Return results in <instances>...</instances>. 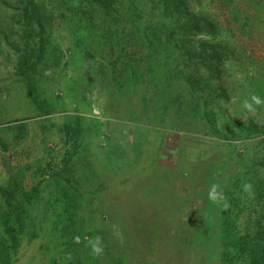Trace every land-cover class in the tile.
I'll return each mask as SVG.
<instances>
[{"label":"rangeland","instance_id":"rangeland-1","mask_svg":"<svg viewBox=\"0 0 264 264\" xmlns=\"http://www.w3.org/2000/svg\"><path fill=\"white\" fill-rule=\"evenodd\" d=\"M54 1L56 5L49 7L55 15L53 35L59 52L46 54V59L56 60L44 59L48 69L39 65L42 68L32 78L21 74L24 53L13 46H24V40L20 35L18 40L11 35L6 40L1 32L14 19L19 21L21 11L1 6L5 12L0 14V202L2 187L10 184L18 168L26 167L22 184L27 190L66 168L73 198L68 202L61 189L55 194L73 205L81 217L75 228L82 232H74L71 248L64 230H56V240L47 236L57 227L43 219L41 202L32 210L44 229L42 236L24 241L16 264H86L82 261L90 254L95 255L94 264H219L218 235L226 211L222 197L232 180L244 179L243 171L264 178V133L239 134V127L249 128V123L264 130V0H186L217 29L215 42L222 46V59L211 75V68L198 58L193 59L197 65L186 59L188 55L183 58L164 29L158 49L150 50L136 28L133 33L140 38L131 33L134 24L128 16H122L125 28L105 21L100 10L95 11V23L119 29L122 44L117 33L115 40L101 43L103 31L95 27L97 36L89 34L87 49H82L69 29L70 18L93 1L43 3ZM244 24L247 30L242 29ZM11 39L14 42L9 43ZM122 47L124 56L114 70L113 59ZM135 56L143 78L134 90L124 87L121 93L113 74L119 79L123 64ZM150 59L169 64L173 73L152 79L146 70ZM197 67L214 92L205 89L202 80L193 84L186 78L184 73ZM197 85L199 91L194 92ZM210 95L216 98L214 105L198 109L216 113L215 127L221 133L227 130V136L216 134L203 112L190 109L195 98ZM162 98L168 103H161ZM77 118L81 130L73 133ZM47 189L45 199L51 188Z\"/></svg>","mask_w":264,"mask_h":264},{"label":"trees","instance_id":"trees-1","mask_svg":"<svg viewBox=\"0 0 264 264\" xmlns=\"http://www.w3.org/2000/svg\"><path fill=\"white\" fill-rule=\"evenodd\" d=\"M44 1V0H43ZM42 0H0V14L5 9L12 11H18L19 21L14 19L12 22L7 24L6 29H2L4 33V39L8 40L10 35L13 39L18 35L24 40L25 45L21 46L18 43L13 46L17 48L19 54H23L21 57V74L26 73L31 76H25L32 78V73L37 71L39 65H43L48 69V63L43 61L46 54L57 56L59 52L58 43H55L53 29H54V12L49 5H56L55 1L53 4L45 5ZM59 0H56L58 3ZM62 1V0H61ZM70 1V0H69ZM87 8H80L77 12L71 14L70 30L75 36L76 40L79 41L82 49H87L86 38L89 34L94 35L98 32L103 31L99 41L107 44L109 40H115L113 38L114 33H117L119 29L113 28L112 26L106 27L104 24H96L95 19L97 18L96 12L100 10L103 19H111L126 28L127 24L123 21L122 16H128L134 24L132 34L135 38H140L133 32L136 28L137 33L144 37L149 35L148 41H142L148 49H158L156 44L160 38V33L163 29L167 35L174 42V46L179 48L183 58L186 57L192 64L197 65V61H193L194 58H198L204 66L210 67L211 72L217 67L221 61L220 49L222 46L220 43H216L217 29L213 22L203 13L193 11L190 9L189 4L186 0H91ZM83 2H81L82 4ZM80 4V7H81ZM1 6H5L3 9ZM16 6H20L16 8ZM248 18V16H246ZM7 21V20H6ZM236 24L238 21H234ZM98 29L94 31L93 28ZM100 29V30H99ZM243 30H247V25H242ZM106 32V33H105ZM245 32V31H244ZM243 32V33H244ZM247 34V33H244ZM198 35H201L197 38ZM118 41L122 44L121 37L117 33ZM13 39L9 43L14 42ZM161 41V39H160ZM166 43V42H165ZM118 44V42H116ZM163 48L166 50L167 45L163 43ZM49 48H53L52 52H49ZM123 52H120L113 59L112 66L115 67L117 63L122 61L124 56L125 47L121 48ZM168 58L172 56L167 55ZM204 59V60H201ZM56 60V57H49L46 60ZM166 59V57H165ZM42 67H39V69ZM142 66H139V60L135 57H130L123 64L120 69V77L115 78V86L121 93L124 92L123 88L126 87L128 90H134L133 85L139 83L143 78L144 73L141 71ZM146 70L151 72L152 79H158L161 77L169 76L173 73L169 64H157L150 60L146 62ZM182 73L184 70L182 69ZM206 73V72H205ZM184 75L190 81L200 83L203 81L205 89L208 87L213 92L215 88L208 81L203 74L199 73L198 67L196 70L185 72ZM188 82V83H189ZM193 82V84H194ZM190 84V83H189ZM29 85H31L29 83ZM34 89L33 87H31ZM199 87L194 86L193 91L198 92ZM203 91V90H200ZM216 100L215 96L203 100L195 98L191 106V110L194 112H203L208 117V122L212 128L216 131L219 136H227V130L224 129V133L216 128L215 118L216 113L212 114V111L206 108H211ZM213 101V103H212ZM168 103L166 98L161 99V103ZM159 105L161 107L162 105ZM220 105V103H218ZM167 106V105H165ZM205 106L203 110H199L198 107ZM194 108H197L194 110ZM48 112V111H47ZM50 112V110H49ZM208 112V114H207ZM188 114V110L185 109L184 114ZM203 115V114H202ZM224 116V114H221ZM197 115L195 117H199ZM182 117V116H177ZM80 118L76 119L77 127L72 129L73 133H76L80 129ZM76 126V125H75ZM253 127V123H249L247 126L239 127V134L243 136L251 137L253 134H261L263 131L258 130V126ZM69 128L70 125L68 126ZM236 136V133H234ZM26 167H20L16 172L13 173L10 184L2 187V200L0 202V264H16L20 259V253L24 241L32 242L33 240L39 239L44 230L39 224L38 214L33 213V210L38 206L39 203L44 202L45 213L43 219L52 221L55 223L54 231L47 232V236L54 238L59 229L64 230L66 235L69 237L68 245L71 248L72 238L74 232L80 234L82 230L75 228L76 223L80 221V216L72 208L73 205L68 203L65 204V198L58 196L56 191L64 193L63 197H67L68 202L73 198V191L68 192V185L66 179L70 172L66 168L56 171L48 179H44L41 183L34 185L30 190H27L23 184V176L25 174ZM242 181L237 176L231 181L228 186L229 190L222 197V205H225V213L222 214L220 220L222 226L219 229L218 235V247L220 248L217 254L219 264H264V178L259 174H254V171H243L241 174ZM70 181V179L68 180ZM46 183V184H45ZM49 190V197L44 198L43 192ZM234 189V190H233ZM238 189L237 195H233L235 190ZM66 191L68 194L66 195ZM76 192V190H75ZM247 195V196H246ZM216 201V200H215ZM61 206L57 207V204ZM33 209V210H32ZM251 214V216H250ZM246 215V217H245ZM252 215H256V219L253 220ZM242 216V217H241ZM253 216V217H254ZM241 217V218H240ZM244 219V221H243ZM62 224V227H58ZM84 223L82 224V228ZM87 226L83 228L85 230ZM57 230V231H56ZM79 231V232H78ZM89 235L84 232L83 234ZM77 234V235H78ZM57 238H54L56 240ZM89 241L88 243H90ZM74 245V244H73ZM55 246V241H54ZM71 252V255L75 258V253ZM85 259L88 261H82L88 264L92 260L91 264H94L96 260L94 254L86 255ZM56 261V259H54ZM70 264H75L72 261Z\"/></svg>","mask_w":264,"mask_h":264},{"label":"clouds","instance_id":"clouds-1","mask_svg":"<svg viewBox=\"0 0 264 264\" xmlns=\"http://www.w3.org/2000/svg\"><path fill=\"white\" fill-rule=\"evenodd\" d=\"M257 104H259L260 103V101H259V99H257L256 97H253L252 98ZM246 107H248L250 110H251V105L250 104H246L245 105ZM98 243V242H97ZM94 250L98 253V252H100L101 251V249L99 248V247H94Z\"/></svg>","mask_w":264,"mask_h":264}]
</instances>
